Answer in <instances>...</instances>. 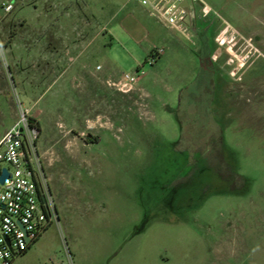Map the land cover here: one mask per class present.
I'll list each match as a JSON object with an SVG mask.
<instances>
[{"label":"rangeland","instance_id":"374dc122","mask_svg":"<svg viewBox=\"0 0 264 264\" xmlns=\"http://www.w3.org/2000/svg\"><path fill=\"white\" fill-rule=\"evenodd\" d=\"M205 1L214 92L199 25L136 0H0V138L25 109L59 216L11 264H264V0ZM129 12L154 30L125 32Z\"/></svg>","mask_w":264,"mask_h":264},{"label":"built area","instance_id":"2783aa9c","mask_svg":"<svg viewBox=\"0 0 264 264\" xmlns=\"http://www.w3.org/2000/svg\"><path fill=\"white\" fill-rule=\"evenodd\" d=\"M136 1L147 9L149 17L183 35L194 31L198 15L221 18L205 0H186V7L183 0ZM2 6L7 12L12 9L11 4ZM147 61L153 65L155 60ZM123 80L131 83L135 77L124 74ZM39 135L38 125L22 108L0 138V176L3 170L8 173L0 183V264H11L49 225L59 223L55 196L38 155Z\"/></svg>","mask_w":264,"mask_h":264},{"label":"flooded vegetation","instance_id":"af4514ba","mask_svg":"<svg viewBox=\"0 0 264 264\" xmlns=\"http://www.w3.org/2000/svg\"><path fill=\"white\" fill-rule=\"evenodd\" d=\"M211 20L205 25L202 30H198V23H201L200 17L196 21V30L199 35V42L201 45V54L198 55L197 60L199 63V77L203 78V90L206 87L208 90L214 92L213 87L217 85L218 70L216 67L215 58L213 56L212 44L209 38V30L215 26L217 20ZM222 19V17L220 18ZM206 20V19H205ZM223 21V20H222ZM226 23L225 21H223ZM203 23V22H202ZM211 86V87H210Z\"/></svg>","mask_w":264,"mask_h":264},{"label":"crops","instance_id":"0c3cea01","mask_svg":"<svg viewBox=\"0 0 264 264\" xmlns=\"http://www.w3.org/2000/svg\"><path fill=\"white\" fill-rule=\"evenodd\" d=\"M124 21H128V24L125 26V32L132 36H139L143 31H153L152 25H148L149 29L146 28L144 23L142 22V18L132 12H129ZM201 26L198 30H202V23H198Z\"/></svg>","mask_w":264,"mask_h":264},{"label":"water","instance_id":"95a60500","mask_svg":"<svg viewBox=\"0 0 264 264\" xmlns=\"http://www.w3.org/2000/svg\"><path fill=\"white\" fill-rule=\"evenodd\" d=\"M184 7L187 6V1L186 0H183V4H182ZM8 176V173L6 170H3L1 176H0V183H4L6 177Z\"/></svg>","mask_w":264,"mask_h":264},{"label":"trees","instance_id":"16d2710c","mask_svg":"<svg viewBox=\"0 0 264 264\" xmlns=\"http://www.w3.org/2000/svg\"><path fill=\"white\" fill-rule=\"evenodd\" d=\"M46 229H47V228H46ZM46 229H45V230H46ZM45 230H44V232H45ZM44 232H43V234H44ZM43 234H41V235H40V236H39L34 242H36V241H37V240H38ZM34 242H33V243H34ZM25 253H26V252H24L22 255H24Z\"/></svg>","mask_w":264,"mask_h":264}]
</instances>
